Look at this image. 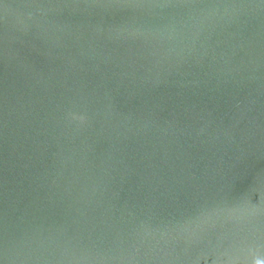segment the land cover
<instances>
[{"label":"water","instance_id":"water-1","mask_svg":"<svg viewBox=\"0 0 264 264\" xmlns=\"http://www.w3.org/2000/svg\"><path fill=\"white\" fill-rule=\"evenodd\" d=\"M0 264H264V0H0Z\"/></svg>","mask_w":264,"mask_h":264}]
</instances>
